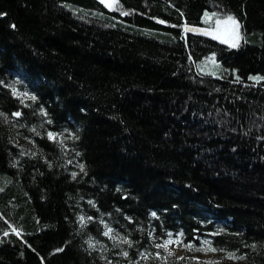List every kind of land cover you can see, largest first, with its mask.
<instances>
[{"label": "trees", "instance_id": "1", "mask_svg": "<svg viewBox=\"0 0 264 264\" xmlns=\"http://www.w3.org/2000/svg\"><path fill=\"white\" fill-rule=\"evenodd\" d=\"M176 236L264 264V0H0V264H194Z\"/></svg>", "mask_w": 264, "mask_h": 264}, {"label": "rangeland", "instance_id": "2", "mask_svg": "<svg viewBox=\"0 0 264 264\" xmlns=\"http://www.w3.org/2000/svg\"><path fill=\"white\" fill-rule=\"evenodd\" d=\"M104 3H106L108 7H113L115 0H104ZM228 17L230 16L206 14L204 16V28L209 30L208 33L210 36H214L219 41H223L229 46H232L233 44L236 45L239 43L241 30L240 26L236 28V26L228 20ZM163 249L173 258H187L194 264H236L234 260L228 258L226 255L212 251L209 245L204 242L198 247L185 245L180 236L169 237Z\"/></svg>", "mask_w": 264, "mask_h": 264}, {"label": "bare ground", "instance_id": "3", "mask_svg": "<svg viewBox=\"0 0 264 264\" xmlns=\"http://www.w3.org/2000/svg\"><path fill=\"white\" fill-rule=\"evenodd\" d=\"M186 28L196 29L195 33H199V34H206L209 32L208 29H206L204 27H200V26H186L185 31H186ZM186 33H189V32H186ZM192 33H194V32H192Z\"/></svg>", "mask_w": 264, "mask_h": 264}, {"label": "snow or ice", "instance_id": "4", "mask_svg": "<svg viewBox=\"0 0 264 264\" xmlns=\"http://www.w3.org/2000/svg\"><path fill=\"white\" fill-rule=\"evenodd\" d=\"M228 20L231 21V23L234 24V25L236 26V28H239V25H238L237 22L234 20V18H232V17H228ZM232 46L235 47L236 45L233 44ZM16 115L19 116V113H16ZM49 138H50V139L53 138L51 133H49ZM105 234L107 235V233H105Z\"/></svg>", "mask_w": 264, "mask_h": 264}, {"label": "water", "instance_id": "5", "mask_svg": "<svg viewBox=\"0 0 264 264\" xmlns=\"http://www.w3.org/2000/svg\"><path fill=\"white\" fill-rule=\"evenodd\" d=\"M99 2H104V0H97ZM158 24H162V22L160 21H156ZM196 29H192V28H186V32H189V33H192L194 32L195 33ZM221 35V34H220Z\"/></svg>", "mask_w": 264, "mask_h": 264}, {"label": "flooded vegetation", "instance_id": "6", "mask_svg": "<svg viewBox=\"0 0 264 264\" xmlns=\"http://www.w3.org/2000/svg\"><path fill=\"white\" fill-rule=\"evenodd\" d=\"M204 35H209V33H206V34H204Z\"/></svg>", "mask_w": 264, "mask_h": 264}]
</instances>
